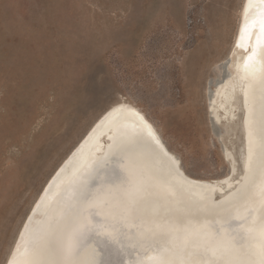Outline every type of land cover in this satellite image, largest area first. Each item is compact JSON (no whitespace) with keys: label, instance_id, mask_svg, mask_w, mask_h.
Here are the masks:
<instances>
[{"label":"rangeland","instance_id":"rangeland-1","mask_svg":"<svg viewBox=\"0 0 264 264\" xmlns=\"http://www.w3.org/2000/svg\"><path fill=\"white\" fill-rule=\"evenodd\" d=\"M243 2L0 0V264L46 180L119 99L147 115L190 175L229 173L224 149L240 159L242 108L233 135L222 107L215 130L208 103L234 68Z\"/></svg>","mask_w":264,"mask_h":264},{"label":"bare ground","instance_id":"bare-ground-1","mask_svg":"<svg viewBox=\"0 0 264 264\" xmlns=\"http://www.w3.org/2000/svg\"><path fill=\"white\" fill-rule=\"evenodd\" d=\"M261 20L264 2L244 0L229 52L234 68L216 85L207 105L215 124L221 122L223 108L233 135L242 108L240 159L231 147L224 149L228 174L190 175L147 115L119 99L92 122L46 180L23 219L6 264H264ZM250 148L257 152V160H251ZM152 154H159L158 160L167 166H176L168 179H155ZM247 162L250 169L255 166L251 178L243 168Z\"/></svg>","mask_w":264,"mask_h":264},{"label":"water","instance_id":"water-1","mask_svg":"<svg viewBox=\"0 0 264 264\" xmlns=\"http://www.w3.org/2000/svg\"><path fill=\"white\" fill-rule=\"evenodd\" d=\"M226 69H227V67H226ZM211 116L212 115H210V120H211V122H212V125L214 126V128H215V130L216 131H218L219 132V128H218V126L214 123V121H213V119L211 118ZM155 146H156V150L161 154V152H162V154H161V156L165 159V157H164V155H163V149L161 150V147L157 144V143H155ZM254 150V149H253ZM158 156H159V154H152V162L154 163V165L153 166H151L150 167V169L152 168V171L154 172V176H155V179H157V177H166L167 179H168V175L169 174H171L172 172H173V170H175L176 169V166L173 168V167H170L169 165L167 166L164 162H163V160H158ZM160 157V156H159ZM84 158H85V156H84ZM257 158H258V155H257V152L256 151H251V160H257ZM86 160V159H85ZM252 162V161H251ZM253 163V162H252ZM84 164H85V162L83 161L80 165H77L75 168H74V170H73V174H76V172H79V170H81V168L84 166ZM244 168V170H246V172H247V175H248V178H251V176H252V174H253V172H254V170H255V166H253L252 168L253 169H250V163H248L247 162V168H245V167H243ZM153 172H151V173H153ZM172 180H174L175 181V179H172ZM156 181H158V180H156ZM137 203H138V201L136 200L135 202H134V212H135V209H136V211L138 212V210H139V206L137 205ZM137 207V208H136ZM259 215H260V213H259ZM256 238V237H258V235H253V238ZM250 238H252V237H249V239ZM237 239V238H236ZM238 240V239H237Z\"/></svg>","mask_w":264,"mask_h":264},{"label":"snow or ice","instance_id":"snow-or-ice-1","mask_svg":"<svg viewBox=\"0 0 264 264\" xmlns=\"http://www.w3.org/2000/svg\"><path fill=\"white\" fill-rule=\"evenodd\" d=\"M261 2H264V0H261ZM251 3V0H250ZM261 32L264 33V20H261ZM249 59L251 60V57H249ZM249 156L251 158V148L249 149ZM35 264H43L42 261H36Z\"/></svg>","mask_w":264,"mask_h":264}]
</instances>
